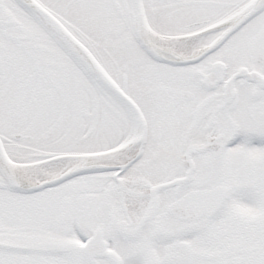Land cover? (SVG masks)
<instances>
[{
	"label": "snow or ice",
	"instance_id": "6c2138e0",
	"mask_svg": "<svg viewBox=\"0 0 264 264\" xmlns=\"http://www.w3.org/2000/svg\"><path fill=\"white\" fill-rule=\"evenodd\" d=\"M0 264H264V0H0Z\"/></svg>",
	"mask_w": 264,
	"mask_h": 264
}]
</instances>
